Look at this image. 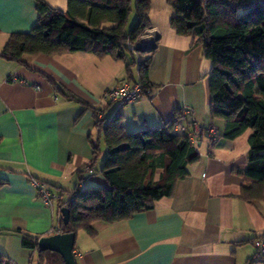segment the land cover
I'll return each instance as SVG.
<instances>
[{"label":"crops","instance_id":"0c3cea01","mask_svg":"<svg viewBox=\"0 0 264 264\" xmlns=\"http://www.w3.org/2000/svg\"><path fill=\"white\" fill-rule=\"evenodd\" d=\"M152 11L144 40L155 48L141 50L151 53L150 94L129 105L104 97L127 80L126 61L74 52L26 55L27 66L0 55V253L11 264H38V251L23 247L18 230L51 235L63 218L58 205L44 203L32 179L63 193L64 201L76 189L108 188L100 174L106 154L100 126L119 116L126 131L136 133L164 125L177 109L184 114L181 126L193 131L194 123L214 125L217 141L206 133L196 139L199 160L151 209L114 223L96 221L94 235L79 230L77 263L264 264L253 244L264 237V198L242 197L249 135L222 136L225 121L211 116L212 63L201 39L178 34L170 24L173 14L160 23ZM38 22L36 0H0V52L11 35L29 33ZM121 61L124 67L116 65ZM131 69L138 81V65ZM96 145L100 155L92 167Z\"/></svg>","mask_w":264,"mask_h":264},{"label":"trees","instance_id":"16d2710c","mask_svg":"<svg viewBox=\"0 0 264 264\" xmlns=\"http://www.w3.org/2000/svg\"><path fill=\"white\" fill-rule=\"evenodd\" d=\"M174 10L171 26L180 35L199 37L204 55L212 63L210 72L211 116L225 121L222 136L235 139L249 134L248 165L242 197L264 198V0H168ZM39 22L29 33L11 35L0 52L4 58L27 65L26 55H60L90 52L127 61L129 81H137L131 69L138 65L140 81L150 88L147 70L151 53L134 50L128 43L152 27L151 0H68L67 9L36 0ZM135 24L127 31L131 12ZM184 114L174 116L160 127L127 132L122 118L101 125L106 154L100 174L109 187L76 189L74 196L58 202L70 210L68 224L60 216L56 232L86 230L94 235L96 221L114 223L151 209L155 202L174 193L179 180L190 174L200 158L192 130L176 131ZM96 145L90 165L99 157ZM89 165V166H90ZM90 168L92 169V167ZM62 196L63 193L59 192ZM61 215V214H60ZM24 248L38 251V264H65L59 253L42 251L40 236L18 230ZM0 264H11L0 253ZM78 264V263H77ZM253 264V261H250Z\"/></svg>","mask_w":264,"mask_h":264},{"label":"built area","instance_id":"2783aa9c","mask_svg":"<svg viewBox=\"0 0 264 264\" xmlns=\"http://www.w3.org/2000/svg\"><path fill=\"white\" fill-rule=\"evenodd\" d=\"M151 45V44H150ZM128 47L133 49L134 44L128 43ZM150 94V88L145 87L140 81L123 80L118 84L110 86L104 97L111 101L117 102L119 106H125L130 103L137 102ZM176 131L186 132L187 127L178 124L175 128ZM206 133L211 142H216L218 139V130L214 125L209 126L207 129L198 126L196 123L193 125V131L190 133V139L195 142L196 139ZM36 186L39 195L42 197L44 203L50 207H54L59 201L63 200L60 193L53 192L48 185L37 179H32ZM74 193L69 194V198L73 197ZM254 246L258 249L264 260V237L256 238L253 241Z\"/></svg>","mask_w":264,"mask_h":264},{"label":"water","instance_id":"95a60500","mask_svg":"<svg viewBox=\"0 0 264 264\" xmlns=\"http://www.w3.org/2000/svg\"><path fill=\"white\" fill-rule=\"evenodd\" d=\"M144 34L134 44V50L153 51L155 48L153 41L149 43L144 40ZM151 44V45H150ZM63 223L68 224L70 220V210L67 207L62 208ZM76 244V233H53L51 235L42 236L38 240V247L42 251H53L59 253L65 261V264H77L74 252Z\"/></svg>","mask_w":264,"mask_h":264},{"label":"rangeland","instance_id":"374dc122","mask_svg":"<svg viewBox=\"0 0 264 264\" xmlns=\"http://www.w3.org/2000/svg\"><path fill=\"white\" fill-rule=\"evenodd\" d=\"M57 4H59V3H57ZM58 8L63 9V7H58ZM151 8L153 10L152 12H153L154 20H156L157 22H160V23L166 22L168 14L171 15L174 13V10L171 9V6L169 5L168 0H151ZM66 9H67V6H66ZM66 9H63V10H66ZM136 20H137L136 13L134 11H132L130 18H129V21H128L127 26H126L127 31L135 24ZM129 61H131V55L128 53V59L126 62H129ZM125 64H126L125 62L121 61V62H118L116 65L117 66L123 65V67H124ZM126 75H127V71H125V73H124V76H126ZM127 105H129V104H127ZM250 132H251L250 130H247L242 135H245V137H246V135H249Z\"/></svg>","mask_w":264,"mask_h":264},{"label":"bare ground","instance_id":"6f19581e","mask_svg":"<svg viewBox=\"0 0 264 264\" xmlns=\"http://www.w3.org/2000/svg\"><path fill=\"white\" fill-rule=\"evenodd\" d=\"M145 43H146V41H145Z\"/></svg>","mask_w":264,"mask_h":264}]
</instances>
